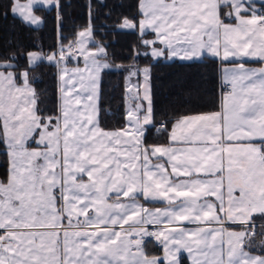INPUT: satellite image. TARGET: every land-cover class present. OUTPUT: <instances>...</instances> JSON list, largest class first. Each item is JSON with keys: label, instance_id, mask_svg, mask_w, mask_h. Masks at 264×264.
<instances>
[{"label": "crops", "instance_id": "0c3cea01", "mask_svg": "<svg viewBox=\"0 0 264 264\" xmlns=\"http://www.w3.org/2000/svg\"><path fill=\"white\" fill-rule=\"evenodd\" d=\"M156 6L144 32L142 15L135 23L140 35L151 34L148 55L216 59L218 112L183 117L166 131L165 145L146 147L153 124L146 68L125 100V117L135 122L121 131L102 130L98 118L64 125L58 76L57 117L42 120L27 73L0 71V141L18 170L35 154L42 181L15 182L13 212L0 219V264H168L166 239L181 250L173 264H264V5L252 26L238 24L230 4L216 3L212 22L186 18L199 4ZM96 178L122 182L108 213L91 208L84 193L83 184ZM105 232L113 234V260L104 254ZM144 236H152L159 257L146 255Z\"/></svg>", "mask_w": 264, "mask_h": 264}, {"label": "trees", "instance_id": "16d2710c", "mask_svg": "<svg viewBox=\"0 0 264 264\" xmlns=\"http://www.w3.org/2000/svg\"><path fill=\"white\" fill-rule=\"evenodd\" d=\"M52 1H56L55 7L34 9L42 24L33 28L11 14L13 0H0V71H11L17 76L27 73L40 119H54L58 114L57 67L45 60L29 66L27 55L31 52L54 55L57 45L62 48L72 45L77 34L89 25L95 43L92 47L102 46L103 59L109 64L99 83L98 124L102 130L124 129L127 76L136 70L139 82L140 70L144 68L150 72L153 118L142 140L144 146L165 145L166 131L183 117L218 112L216 59L152 61L146 43L151 34L119 29L125 20L139 21L140 0ZM158 127L161 131L156 133ZM7 175V155L0 141V180L5 181ZM145 252L148 257H159L162 253L153 240L146 241ZM181 264L187 263L182 260Z\"/></svg>", "mask_w": 264, "mask_h": 264}, {"label": "rangeland", "instance_id": "374dc122", "mask_svg": "<svg viewBox=\"0 0 264 264\" xmlns=\"http://www.w3.org/2000/svg\"><path fill=\"white\" fill-rule=\"evenodd\" d=\"M163 0H140L139 12L142 15L141 31L144 32V28L150 25V17L156 13L154 6L161 4ZM180 3L189 5H202L201 10L199 8L196 11H187L186 18H199L205 21L212 22L214 20V6L216 3L222 5L230 4L232 6L233 17L237 20L238 24L250 23L255 25L259 23L257 13L260 11V7L264 5V0H179ZM52 0H13L11 6V14L19 17L24 24L36 28L41 26V18L35 14L34 8L45 7L47 9L53 7ZM158 7V6H156ZM245 14H249L246 16ZM247 19V20H246ZM119 29L124 31H136V25L132 21L125 20L121 23ZM208 29V28H207ZM255 29V28H252ZM237 32L240 30L236 29ZM140 32V34L142 33ZM139 33V32H138ZM197 34V33H195ZM91 37L90 25L81 30L72 44L76 49V54L66 59H61L57 65V76H58V94L61 109V116L64 121V125L69 123L70 127L76 125L77 119L81 118L82 122L88 126L90 123L93 124L98 118V103H99V83L102 73L109 69V64L104 56V49L100 45H96ZM61 49H66L62 48ZM41 60H45L56 64L54 55L43 56L40 52H31L27 55V61L29 66H34ZM149 72V69H145ZM142 71V70H140ZM141 75L145 78L146 74L143 72ZM137 71L133 70L127 76V89L126 97L131 99V94H135L137 88ZM77 118V119H75ZM73 121V124H72ZM73 128V127H72ZM18 156V155H17ZM35 154H29L26 162V169L24 171L18 170L19 160L15 159L14 154L7 156L8 164V175L5 181L0 180V219L3 217H10L14 208L15 198V182H42L40 180L39 171L35 170L36 165ZM34 161V163H33ZM23 167V165H22ZM38 172V173H37ZM94 175V172H92ZM96 174V173H95ZM33 176L35 181L29 179ZM36 176V177H35ZM98 182V178L93 179L92 182L84 183V193H88L89 206L91 208L103 209L106 208L108 213L110 209L117 208L116 196H120L121 191L120 183L122 182ZM129 185V183L127 184ZM71 187V186H70ZM75 189V187H74ZM79 189V188H77ZM42 187V193H43ZM40 193V191H39ZM86 195V194H85ZM108 217L105 218L107 223ZM107 241V247L105 249V256L107 260L111 259L110 254L112 252V241H114L113 234L104 233ZM145 237V236H144ZM143 237V238H144ZM112 238V239H110ZM146 238V237H145ZM144 238V239H145ZM166 239V237H165ZM109 240V241H108ZM162 242V237L158 239ZM167 245V257L168 264H173V256L181 251L175 245V241L165 240ZM150 259V258H149ZM153 259V258H152ZM151 259V260H152ZM154 261V260H153ZM155 264H158L159 260H155ZM151 262V261H150ZM181 264V263H180Z\"/></svg>", "mask_w": 264, "mask_h": 264}, {"label": "built area", "instance_id": "2783aa9c", "mask_svg": "<svg viewBox=\"0 0 264 264\" xmlns=\"http://www.w3.org/2000/svg\"><path fill=\"white\" fill-rule=\"evenodd\" d=\"M261 24L264 25V13L261 14ZM74 54H76V49L73 45H70L66 47V49H61L58 45L56 46V50L54 52V58L56 61V67L59 64L61 59H66L67 57H72ZM226 89H228V86H226ZM264 164V162H263ZM152 236H148L144 241L151 240Z\"/></svg>", "mask_w": 264, "mask_h": 264}, {"label": "water", "instance_id": "95a60500", "mask_svg": "<svg viewBox=\"0 0 264 264\" xmlns=\"http://www.w3.org/2000/svg\"><path fill=\"white\" fill-rule=\"evenodd\" d=\"M138 112H139V109L136 108V112L134 114V117L137 116ZM125 122H127V123H134L135 122V118H133V117H126L125 118Z\"/></svg>", "mask_w": 264, "mask_h": 264}]
</instances>
